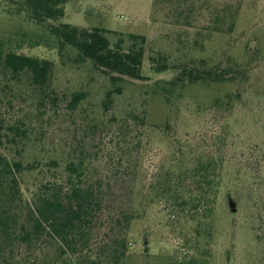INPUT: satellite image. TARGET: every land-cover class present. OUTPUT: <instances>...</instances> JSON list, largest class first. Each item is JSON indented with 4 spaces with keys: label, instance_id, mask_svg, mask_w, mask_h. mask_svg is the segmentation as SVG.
<instances>
[{
    "label": "rangeland",
    "instance_id": "1",
    "mask_svg": "<svg viewBox=\"0 0 264 264\" xmlns=\"http://www.w3.org/2000/svg\"><path fill=\"white\" fill-rule=\"evenodd\" d=\"M154 3L68 0L59 22L102 28L110 32L111 43L121 37L126 46L129 34L144 36L145 58L163 53L172 65L188 58L205 59L209 65L232 58L243 66L250 60L245 47L258 41V54L244 82L176 88L167 101L156 84L170 80L172 74L153 75L145 60L146 81L118 83L121 95L114 96L113 104L104 110V93L113 89L109 80L76 64L74 52L62 61L54 50L30 47L41 32L28 18L23 2L0 0V42L19 54L52 61L51 88L56 96L53 103L45 99L37 113L38 97L22 81L21 95L5 117L28 126L23 151L16 155L19 147L14 144L5 151L3 143L0 155L21 161L20 185L28 201L41 183L55 178L63 184L69 160L84 162L87 183L98 194V207L82 254L94 256L108 226L116 228L117 218L132 213L123 264H264V0ZM192 3L191 28L181 27L185 15L170 14L169 8ZM223 7H227L225 21L234 17L233 30L211 32L210 11L215 8L219 15ZM186 36L185 46L181 42ZM195 39L201 44L197 49L192 46ZM78 92L85 93V100L75 111H67V102ZM256 158L260 173L253 166ZM197 162L210 164L216 185L212 212L198 226L177 207L160 200L165 174L176 178ZM59 245L46 235L28 249L13 244L4 250L0 264L34 260L76 264L71 254L59 257Z\"/></svg>",
    "mask_w": 264,
    "mask_h": 264
},
{
    "label": "trees",
    "instance_id": "2",
    "mask_svg": "<svg viewBox=\"0 0 264 264\" xmlns=\"http://www.w3.org/2000/svg\"><path fill=\"white\" fill-rule=\"evenodd\" d=\"M21 1L29 13L28 18L41 32L30 43V47L54 50L62 61L69 56V52H74L76 64L86 65L91 71L109 80L113 89L104 93V110L113 104L114 96L121 95L122 88L118 83L125 79L146 81L147 78L143 76L145 60L153 75L172 74L170 80L156 84L168 101V96L176 88L244 82L248 69L258 54L257 41L245 47L250 60L243 66L232 58L221 60L216 65H209L205 59L194 58L172 65L169 64L168 56L163 53L145 58L147 40L144 36L129 34L126 46L121 37L111 43L107 38L110 32L102 28L86 29L60 23L68 0ZM160 1L155 0L154 6L159 5ZM192 9L193 3L187 6L180 4L170 7L169 13L180 17L185 15L181 27L191 28L188 15L192 14ZM226 10L227 7L219 8V15L215 8L210 11L213 17L211 32L225 34L233 30L234 17L225 21L228 15ZM181 43L186 46L189 43L188 37ZM192 46L197 49L201 44L195 39ZM53 72L52 61L19 54L0 42V145L6 144L5 151H9L8 147L14 144L19 147L16 155L22 154L28 131V126L24 123L18 120L12 122L5 117L13 109V101L21 95L19 85L25 79L29 90L38 97L36 111L39 113L45 99L52 103L56 99L55 91L51 88ZM85 97L84 92L72 94L66 104L67 111H75ZM29 127H33L32 124ZM110 142L113 143V140ZM51 164L56 165L54 162ZM253 166L258 173L264 170L261 169L258 158ZM33 168L31 166L30 169ZM22 170L21 161L12 156L0 155V257L13 244L18 247L24 244L28 249L46 235L47 239L60 244L59 257L71 254L75 256L76 264H123L127 254L126 231L134 219L132 213L115 220L117 229L113 225L108 226L107 232L100 237L94 256L81 253V249L89 245L98 207V194L87 183V168L82 160H69L64 167L66 177L63 184L55 178L41 183L38 190L30 194L29 201L24 199L20 185ZM212 173L208 162H197L181 171L176 178L172 177L173 174L166 173L160 200L177 207L187 220L200 225L208 219L214 207L216 185ZM106 223L111 224V220ZM12 251L10 249L9 252ZM32 264H36V260Z\"/></svg>",
    "mask_w": 264,
    "mask_h": 264
},
{
    "label": "water",
    "instance_id": "3",
    "mask_svg": "<svg viewBox=\"0 0 264 264\" xmlns=\"http://www.w3.org/2000/svg\"><path fill=\"white\" fill-rule=\"evenodd\" d=\"M228 206H229V208H230V210H231V212L232 213H235V205H234V203L229 199L228 200ZM144 244H145V242H144Z\"/></svg>",
    "mask_w": 264,
    "mask_h": 264
}]
</instances>
